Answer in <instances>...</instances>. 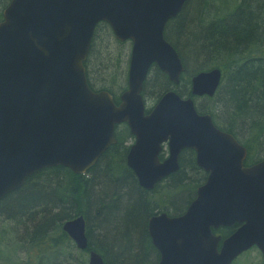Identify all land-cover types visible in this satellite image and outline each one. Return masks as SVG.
<instances>
[{"label":"water","instance_id":"95a60500","mask_svg":"<svg viewBox=\"0 0 264 264\" xmlns=\"http://www.w3.org/2000/svg\"><path fill=\"white\" fill-rule=\"evenodd\" d=\"M186 0H10L0 21V201L37 171L62 166L80 174L115 143L116 124L135 136L127 165L145 188L178 169L177 157L193 149L208 173L196 199L177 218H151L148 233L158 264H232L255 247L264 264V160L243 167L245 149L199 115L192 98L164 93L148 115L141 99L151 64L173 85L181 60L163 36L168 20ZM132 43L127 89L115 105L92 91L84 63L98 23ZM220 79L213 69L191 78V94L212 96ZM169 157L159 163L160 143ZM84 219L62 230L76 247H87ZM240 226L219 245L211 228ZM88 264H106L91 251Z\"/></svg>","mask_w":264,"mask_h":264},{"label":"trees","instance_id":"16d2710c","mask_svg":"<svg viewBox=\"0 0 264 264\" xmlns=\"http://www.w3.org/2000/svg\"><path fill=\"white\" fill-rule=\"evenodd\" d=\"M7 3L0 0V21ZM99 29L103 40L93 45L92 39L84 63L92 90L89 70L103 73L111 61L107 46L111 34ZM164 36L188 74L213 67L222 70L224 86L212 111L224 119L228 132L245 139L248 150H264V144H255L264 141V0H186L177 17L166 25ZM184 77L180 85L171 87L162 75L150 72L142 93L158 99L173 88L181 97H189L190 79ZM99 89L112 90L105 86ZM188 171L195 172L187 158L169 177L177 192L187 187L193 191L195 184L191 182L200 181L186 184ZM91 174L84 183L68 169L53 167L34 174L7 194L0 201V264H16L20 256H26V261L18 264H60L55 261L57 253L84 264L80 258L79 262L74 259L70 251L76 252L75 246L61 231L62 222L78 215L86 221L88 249L98 252L106 264L149 263L154 249L145 233V219L153 205L157 207L155 201L145 199V191L129 173L112 178L106 155L100 157ZM175 199L178 204L183 200L180 196ZM232 231L218 233L225 237Z\"/></svg>","mask_w":264,"mask_h":264},{"label":"flooded vegetation","instance_id":"af4514ba","mask_svg":"<svg viewBox=\"0 0 264 264\" xmlns=\"http://www.w3.org/2000/svg\"><path fill=\"white\" fill-rule=\"evenodd\" d=\"M9 1L10 0H8V2ZM174 18L168 20L166 22V24H165V27ZM165 27H164V32H165ZM99 28H102L104 31L108 30L110 32V34H111L112 40L116 44H118L119 46L127 47V51H128L127 60H126V62H127V73H126L125 85L121 86L120 88L118 87V89H119V92L117 93L118 95H115L114 92H112V91L101 90L99 88L93 87L95 92H97V91H105V92H107L111 96L112 101L114 102V104L118 105L120 103V96L127 89L128 69H129V61H130V53H131V49H132V43L128 39H126L124 41L117 40L114 37V35H113L110 27L108 26V24H106L105 22H100V23H98L96 25L94 33H93L94 37H95L96 33L102 31ZM164 32H163V36H164ZM94 37H92L93 40H94ZM164 39H165V36H164ZM91 42H92V40H91ZM166 42H168V41L166 40ZM169 44L171 45V43H169ZM180 60H181V58H180ZM181 63H182V60H181ZM182 67H183V71H182V73L179 76V82H178L177 85H173L169 81L168 76L165 73H163L161 70H159V68L155 64H151L149 69H148V71H147L146 77H145V79L143 81V84L146 81V79L150 78V72H151V74L152 73L155 74V72H156V73L162 75V77L165 80H167L168 83H170L171 87H175V86L180 85V81H181V78L183 77V75L185 77H189V79H190V85H189V94L190 95H189V97L192 98V101H193V104H194L196 112L199 115H202V116L208 115L210 117L211 123L213 124V126L216 129H218L219 131H221V132H223L225 134L230 135L236 141V143H238V145L242 146L245 149L246 155H245V159L243 160V167L248 168V167H250V166H252V165H254V164L258 163V162H261L262 160H264V150H261L260 147L257 148V149H254V150H248L246 145H245V143H247L245 141V139L244 138L239 139L238 134H236L234 132H231V133L228 132L225 129L226 125L224 123V119L222 117L218 116L216 114V112L214 113V111H212V108H213L214 104L219 101L220 89L223 88V86H224L225 74L222 72V70L219 69V68L213 67V68H210L208 70L199 71V72H197V73H195L193 75H190L187 72H185V67H184L183 63H182ZM213 69H217L220 72L219 83H218V86H217L215 92L213 93V95L212 96H208L206 94H203L201 96H193L191 94V78L194 75H196V74H198L200 72H208V71H211ZM142 89H143V85H142ZM171 90L174 91L173 88H171ZM140 95H141V99H142V102H143V105H144V114L145 115H148L151 112V110L153 109L154 105L157 103V101L162 96L161 95L158 99H154V98H152V96H147V95L145 97V95H143V93H142V90H141ZM178 96L180 98H188V97H181L180 95H178ZM147 97L151 98V100H152L151 104H148L149 102L147 101ZM202 109H204V110L202 111ZM206 110H209L210 112H205ZM113 137H114L115 143L111 144L105 150V152H103V154H101L99 156V158L96 160V162L89 169L84 171L83 173L76 174V173H73L71 170H69L66 167H62V166H56V167H62L63 169H68L74 176H77L78 178L83 179V181L85 183V181H87V180L92 178L91 170L96 165V163L99 161L100 157L102 155H106V161L108 163V171L110 172V175H111L112 178L119 179V178L122 177V175H124V174L126 175V174L129 173L131 175V177L134 179V182H135L136 186L139 189L145 191V193H146L145 199L148 198V197L152 198L155 201L156 205H157V207L155 205H153L154 210H152V212L148 213L147 216H146V219H145V233H146V236H147L152 248L154 249V252H152L153 258L147 264H158L159 259H160V254H159L158 250L153 246L151 237H150V235L148 233L149 220L151 218H155V217H158V216H161V215H165L168 218H177V217L183 215L186 212L187 208L190 206V204L196 199L197 189L199 187H201L205 183L206 178L208 176V173L205 172L202 168H200L197 165V163H196V154H195L194 150L190 149V148H184V149L180 150V152L178 154V157H177L178 169L176 171H173V172L167 174L166 176L162 177L161 179L157 180L153 184V186L151 188H145L139 183V181H138L136 175L134 174L133 170L127 165V155L129 153L131 147L135 143V136L131 133L129 126L126 123L116 124L114 126V130H113ZM242 137H244V133H243ZM255 144H257V145L264 144V141H262V142L258 141ZM159 147H160V150H159V152L157 154V161L159 163H162L163 161H165L169 157L168 143L167 142H162V143H160ZM187 158L190 160L191 164L193 165L195 174L194 173L191 174L190 171H188V176L189 177H188V180L186 181V184L190 183L192 180L193 181L200 180V181L198 183L191 182V183L195 184V188L193 189V191H191L190 187H187V188L177 192L176 188H174L170 184L168 179H169V177L171 175H173L174 173H176V172H178L180 170L181 160H184V159H187ZM50 168H53V167H50ZM46 169H49V168L41 169V170L37 171L36 173H38V172H40L42 170H46ZM114 169H116V172H114ZM36 173H34V174H36ZM33 175H31V176H33ZM30 177H28V178H30ZM75 186H76V190L79 191L78 183H76ZM176 196H180L183 199L182 201L180 200L179 204H178V202H175L176 201V199H175ZM162 202H163L162 206L159 207V204L162 203ZM175 206L179 207L177 209V211L174 210ZM78 216H81L84 219V217L82 215H78ZM78 216H76V217H78ZM76 217H73V218H71L69 220H72V219H74ZM69 220H66V221H69ZM66 221L62 222L61 231L73 243V245L75 246L77 254H86L89 257V253L91 251H94V250H89L88 249V242H89L88 237H87L88 229H87V225H86L85 219H84V222H85L84 223V235H85L86 240H87V247L85 249H83V250L78 249L76 247L75 243L71 240V238L62 230V226H63V224ZM239 226H240L239 224L235 223V224H233L231 226H228V227H218V228H211L210 229V232H211V234L213 236L220 238L218 248L220 247V243L224 239L229 237ZM230 228H233V231L229 235H227L225 237H222V235L220 233H218V231H220V230L230 229ZM94 252H96V251H94ZM96 253H98V252H96ZM87 260H88V258H87Z\"/></svg>","mask_w":264,"mask_h":264},{"label":"rangeland","instance_id":"374dc122","mask_svg":"<svg viewBox=\"0 0 264 264\" xmlns=\"http://www.w3.org/2000/svg\"><path fill=\"white\" fill-rule=\"evenodd\" d=\"M103 35L104 33L102 31L96 33L94 37L93 45L95 41L96 42L100 41V39L103 40ZM108 39L110 41L107 43V46L109 49L108 53L111 59L109 68L103 73H101L102 72L101 71L100 72L101 74L100 73L92 74V71L90 72L89 70L88 75H89V80H91L95 88H101L105 86L109 89H112L111 91L114 92L115 95H118L117 94L119 92L118 87L120 88L121 86L125 85V79H126V73H127L126 60H127L128 51H127V47L119 46L112 40V38H108ZM101 44H104V41L101 42ZM95 47H96V44H95ZM87 62H90V61H87ZM90 65L91 64L89 63L88 68H90ZM147 101L149 102L148 104L152 103L151 102L152 100L149 97H147ZM70 252L72 256L74 257V259L80 258L81 260L84 261V264H87L88 255L77 254V252L75 251H70ZM57 255L59 256L58 260H55V259L53 260L58 261V263L60 264H77L74 261L66 260L65 257H62L58 253ZM11 261H13V259H11ZM25 261H26V256H20L19 258H17L15 262L16 264H18V263H23ZM78 262H79V259H78ZM261 263H262L261 255L258 252V250L255 248L241 255L234 262V264H261Z\"/></svg>","mask_w":264,"mask_h":264},{"label":"bare ground","instance_id":"6f19581e","mask_svg":"<svg viewBox=\"0 0 264 264\" xmlns=\"http://www.w3.org/2000/svg\"><path fill=\"white\" fill-rule=\"evenodd\" d=\"M105 152V151H104ZM103 154V153H102Z\"/></svg>","mask_w":264,"mask_h":264}]
</instances>
